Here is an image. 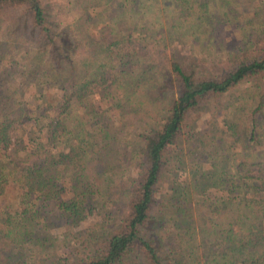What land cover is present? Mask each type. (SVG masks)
Returning <instances> with one entry per match:
<instances>
[{"label": "trees", "instance_id": "1", "mask_svg": "<svg viewBox=\"0 0 264 264\" xmlns=\"http://www.w3.org/2000/svg\"><path fill=\"white\" fill-rule=\"evenodd\" d=\"M0 30V264H264V0H0Z\"/></svg>", "mask_w": 264, "mask_h": 264}, {"label": "rangeland", "instance_id": "2", "mask_svg": "<svg viewBox=\"0 0 264 264\" xmlns=\"http://www.w3.org/2000/svg\"><path fill=\"white\" fill-rule=\"evenodd\" d=\"M4 33H2V31L0 30V35H3ZM178 53V52H177ZM28 92H30V90H28ZM53 90H48V92H44V88H41V87H37L34 89V91H32V93L29 95L28 94V98L31 100L33 99L34 102H37L38 100H40L39 97H41V94L43 95V97L47 96L48 95H52L53 94ZM34 126L28 122L27 124H23V125H20V126H17L14 131L12 132V138L15 139L17 137H22L24 140H25V137H27V134L29 132V129L33 128ZM211 129V127H209ZM209 131V129H208ZM23 152L22 151H18L16 154H15V157L13 158L15 162L17 161H20V159L22 158L23 156ZM6 203V202H5ZM91 221L88 220L86 222L83 223V226H86L88 225V223H90Z\"/></svg>", "mask_w": 264, "mask_h": 264}]
</instances>
